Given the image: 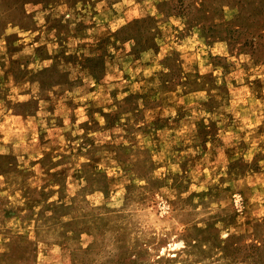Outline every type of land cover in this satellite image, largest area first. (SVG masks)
Returning <instances> with one entry per match:
<instances>
[{
  "label": "rangeland",
  "instance_id": "rangeland-1",
  "mask_svg": "<svg viewBox=\"0 0 264 264\" xmlns=\"http://www.w3.org/2000/svg\"><path fill=\"white\" fill-rule=\"evenodd\" d=\"M0 264H264V0H0Z\"/></svg>",
  "mask_w": 264,
  "mask_h": 264
}]
</instances>
